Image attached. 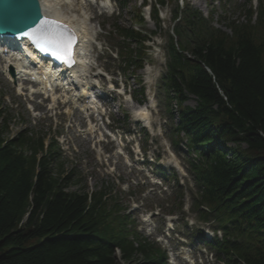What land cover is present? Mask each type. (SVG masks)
<instances>
[{"label": "trees", "instance_id": "1", "mask_svg": "<svg viewBox=\"0 0 264 264\" xmlns=\"http://www.w3.org/2000/svg\"><path fill=\"white\" fill-rule=\"evenodd\" d=\"M244 12L247 21L227 23L228 34L197 10L182 11L174 28L178 47L167 33L163 84L181 106L196 100L180 111L175 128L202 156L191 162L193 211L224 232L217 246L225 264H264V3L255 22L251 8ZM153 16L159 20L156 9ZM124 31L139 45L128 55V66L136 67L144 46L139 33ZM8 121L0 122V264H119L117 250L129 264H166L129 228L108 185L90 191L58 161L55 143L45 149L43 137L25 130L6 136Z\"/></svg>", "mask_w": 264, "mask_h": 264}, {"label": "rangeland", "instance_id": "2", "mask_svg": "<svg viewBox=\"0 0 264 264\" xmlns=\"http://www.w3.org/2000/svg\"><path fill=\"white\" fill-rule=\"evenodd\" d=\"M142 1L144 0H128V6L113 15L109 13L99 16L95 12L90 13V16L94 17L91 24L96 29L102 46V48H98L95 45L96 54L100 56L99 64H102L109 72L107 78H100L101 80L96 81L98 85L101 83L104 89L96 88L95 94L96 97H101V100H104L103 102L109 107L107 114H111L116 119L114 124L113 122L108 124L105 119H102L101 113L97 112L92 116L96 129L89 132L87 131L89 122L79 110L71 107V113L66 114L62 104H57L55 109L49 110L47 108L49 100H41L40 115L34 117L28 110L26 101L16 95L12 83L8 82L1 72L0 122L6 118L9 120V130H7L6 136L12 137L23 128L46 133L48 137L56 136L63 150L60 161L64 162L66 170H76L77 174L86 181L89 189H94L103 181L115 184L114 189L120 190L119 198L125 201V206L129 209L132 219L135 220L143 237L148 243H153L155 247L166 250L170 264H224L218 259L212 258L208 254V250L204 248L206 245L197 239L199 231H204L209 236L212 233L209 231L208 225L195 221L196 215L189 211L192 202L189 193H186L184 198L185 211L191 214L188 218L183 217L182 213L179 214V217L166 216L161 210V208L170 207V196L176 193H172L171 189L164 186L154 173V166H150L147 160L152 161L161 154V165L173 168L171 163H176L184 174V181L192 188H194V182L187 173L189 157L186 155L185 149L184 152L176 154L174 146H171L172 142L169 140L171 123L168 121L166 113L168 101L159 84L161 76L167 70L165 66L167 34L162 33L154 38V42L148 43L151 61L142 70L137 71L136 75L127 72L120 64V51L124 43L119 41L121 39L119 34L113 32V26L119 24L125 27L135 26L136 21L133 17L135 8H141ZM151 1L153 2H147V4L152 5L155 2ZM189 1L198 9H200L198 5L204 6V10L201 11L205 16H209L211 9H214L215 24L223 28L225 21L233 19L242 21L244 19L241 5H244L247 0ZM256 1L253 0L254 6L258 4ZM182 2L180 0V3ZM107 3L109 4V2ZM175 3L176 0H173L171 5H175ZM112 4L115 6L114 0ZM162 10V16L164 20L166 19L169 28V25L173 24L170 8ZM145 12L146 25L142 29L148 32L154 31L155 24L150 20L148 12L146 10ZM221 16L224 20L222 24L218 23ZM110 47L119 51V58H114L109 54L107 48ZM2 65L0 62V68ZM138 80H143L147 89L146 99H141L139 96L140 102L133 100L131 96L136 89H139ZM113 84L120 88L121 93L124 94L125 91L124 97L118 91H113ZM105 95H108L106 99H104ZM144 105L148 106L149 129L153 134L152 145L149 146L146 153L139 149L141 137L138 133H133V131L137 132V125L132 122L137 121V108ZM183 105L195 107L196 101L194 98H190ZM123 110L127 111L132 119L130 123L128 122L127 128L122 125ZM100 112L104 113V109H100ZM131 185L136 187L131 190ZM117 256L119 264H129L120 258L119 252H117ZM137 259L141 260L142 258L138 255Z\"/></svg>", "mask_w": 264, "mask_h": 264}, {"label": "bare ground", "instance_id": "3", "mask_svg": "<svg viewBox=\"0 0 264 264\" xmlns=\"http://www.w3.org/2000/svg\"><path fill=\"white\" fill-rule=\"evenodd\" d=\"M87 1V0H85ZM78 0H41L42 11L45 17L56 20L60 23L66 24L70 27L73 34L76 36L75 41V57L74 64L72 68H69V74L73 77L74 81L78 84H82L86 81L89 83L92 76L89 73V66L92 64L90 43L93 39V28L89 25V20L87 16H79V13H88V10H92V7L86 2L81 10L77 7ZM199 8L204 10V6L198 5ZM5 47H12L11 42L6 41L4 43ZM17 56H7L5 60L3 72L8 74L9 71L13 72L14 75L18 76L21 74L22 68L24 67L19 63H15ZM13 65L14 67H12ZM45 74H47L45 72ZM85 84V83H84ZM74 88V87H71ZM76 91L71 95L65 94V98L76 99L77 103H81L87 110L95 107L93 102L86 101L85 90L76 87ZM20 90V89H19ZM90 99V98H89Z\"/></svg>", "mask_w": 264, "mask_h": 264}, {"label": "snow or ice", "instance_id": "4", "mask_svg": "<svg viewBox=\"0 0 264 264\" xmlns=\"http://www.w3.org/2000/svg\"><path fill=\"white\" fill-rule=\"evenodd\" d=\"M59 27L56 21L45 19L40 22V27H38L32 35L34 37V42H36L38 46L51 51L57 59H66L68 48L71 44V37H65L62 33L58 32Z\"/></svg>", "mask_w": 264, "mask_h": 264}, {"label": "water", "instance_id": "5", "mask_svg": "<svg viewBox=\"0 0 264 264\" xmlns=\"http://www.w3.org/2000/svg\"><path fill=\"white\" fill-rule=\"evenodd\" d=\"M20 1L21 0H19V2ZM7 2H8L7 0H2V4H0V6H1V10H2L3 14L5 16H7V18H6L7 21L9 22L10 25H12L15 22L16 16L18 15V12H19V9H20V5H16L15 6V4H17V2L12 0V1L9 2L10 7H11V10H10V9H6V7L8 5Z\"/></svg>", "mask_w": 264, "mask_h": 264}]
</instances>
